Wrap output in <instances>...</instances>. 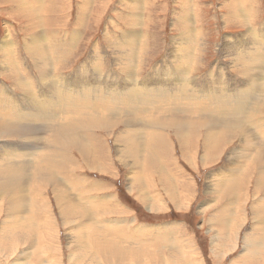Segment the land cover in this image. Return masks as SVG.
<instances>
[{
	"label": "rangeland",
	"instance_id": "obj_1",
	"mask_svg": "<svg viewBox=\"0 0 264 264\" xmlns=\"http://www.w3.org/2000/svg\"><path fill=\"white\" fill-rule=\"evenodd\" d=\"M2 1L0 0V45L3 40L14 39L15 46L20 45V48H22V44L25 39H28V35H33L37 30L24 28L25 24L16 20L18 17L14 15L12 8L3 5ZM139 1L143 2V5L138 12V17L134 16L139 23V27L132 30L134 26L130 25L127 17L133 15L129 8L130 5L134 6V4L140 3L138 0H44L43 3L48 5L51 11L49 13L42 12V16L44 15V18L49 19L44 27L46 29H42L41 32H47L48 39L51 38V35L55 37L57 34V44L54 47V52H52V60L54 62L57 58L58 62L61 61V68L56 74H53L54 77L51 76V80L57 79L60 82L61 77L66 76H71L73 79L72 75L77 73L82 65L89 60V57L98 51L95 57L101 59V62L96 63L95 66H98L100 70H104L103 77L106 73L109 74L110 71L112 73L115 72H113L115 69L118 71L119 66L114 61L119 59L121 64L132 63L131 66L143 67L142 70L135 69L129 82L152 81L161 72V66L170 60V58L168 59V53L172 49L174 38H178L179 35L174 26L179 25L178 17L181 16V11L187 4L196 9V18L200 24L198 29L203 33L197 39L200 46H202V54L200 53L195 60L197 64H200L195 79L198 77L203 79V77L209 75L211 68L219 69L221 66H226L224 69L227 76L237 78L234 75H239V73L232 69L233 75L229 71L228 66L231 60L225 58L223 60L219 52V50L223 51V45L226 41L230 39L234 41L235 38L244 35L246 32V29L240 25L226 24L235 22L228 20V17H226L227 4L230 3V0ZM251 1L256 5L255 8H251L252 14L259 18L257 19V26H260L264 24V0ZM18 2L27 4L28 0H18ZM84 11L86 12L84 13ZM11 15L14 17H11ZM79 20L81 22H77ZM36 22H38V19ZM76 23H80V25ZM35 24L39 28H43L41 23ZM107 32L109 36H107ZM130 34H136L140 39L144 37L145 41L142 42L144 58L140 62L133 61L126 54H115L114 57L111 54L113 42L120 43L122 38H127ZM73 35L76 39L72 40ZM134 42L132 38H128L126 46L131 47L135 44ZM18 56L19 59L16 58V61L23 68L20 69L21 73L37 79L39 76L32 68L33 63L31 60H28L23 52H19ZM2 58L0 56V59ZM87 72L92 73L90 75L92 77L94 67L93 70ZM119 78L123 83H126L120 76ZM5 79L0 76V86H5L4 89L13 87L12 81ZM106 79L105 81L109 83L114 81L113 76ZM14 84L19 87L15 80ZM153 87L156 88V86ZM157 91L167 96L175 94L178 90L177 87L172 86L161 90L157 88ZM262 97L263 93L256 95L258 99H262ZM12 98L21 105V108L28 100L33 104L39 102L38 98L31 97H26L24 101L15 93ZM170 109L172 111L168 115H165V111L158 109H155V111L158 117L172 116L176 112L182 113L181 108ZM116 110L119 109L103 106L88 107L81 110L73 108L64 114H60L59 117L51 110L48 111L46 117L48 122H52L55 126L65 127L88 120V117L100 116L98 121L104 120V118L107 119L110 112ZM240 113L241 111H232L231 114L225 116H231L234 119ZM196 114L206 113L199 111ZM210 114L219 113L211 112ZM6 115L12 116L10 114ZM1 118H3V115H0V128H6L4 124L9 123L2 122ZM64 118L68 120L65 121ZM121 125L122 123L115 127L108 126V131L96 128V125L90 131L88 128L83 129L87 130V132L82 131L83 134L97 133L98 137H96L95 145L108 150V162L93 171L86 165L89 168L88 170L77 159L78 151L82 149V147H79L86 146L87 143L79 136L78 138L70 137L73 131L58 130L57 128L58 131L53 133L54 129L52 128V130H49L52 133H39L40 141L37 150L39 152L35 153L31 159L26 158L35 165H42V168L46 164L44 160L50 159L48 164L54 169L52 175L56 176L58 181L61 179L64 186L57 187L53 181L49 180L45 171L48 170V167L44 170L38 166L37 169L31 170L30 173H32L33 179L26 184L25 188L28 189V193L27 196H23V199L26 198L25 204L28 210L26 209L27 211L25 210L23 215L27 216L26 218L32 224L28 223L25 228L12 223V220H10L11 217L19 214L18 211H9L10 209L7 207L6 203L11 200L9 199L10 194H5V196H2L3 193L0 194V264H187L184 258L188 259L191 256L190 253L194 255L191 257L193 264H249L246 261L249 246L247 241L252 236H257L263 232L260 229L262 226L259 222L264 216V213L260 215L261 212H264V159L254 157L251 158L249 163H246L233 158V161L228 163L225 158L220 162L209 164L210 167L204 168L202 160L203 154L207 151V146L202 144V140L199 144L192 146L178 144V136L176 137L178 127H184V125H178L173 121H170L168 125L160 123L154 127H145L144 130L147 134L142 136L140 140L139 152H141L140 159L146 161L149 133L155 130L158 134L155 145L159 153L166 158V161L162 163V168L165 170H162L163 175H161L156 168L150 166L149 170L152 173L148 172L146 174V176H149L147 183L143 180L140 185L135 186V184L133 185V176H136L135 165H139L136 164L137 160L134 156L136 150L132 149L126 155L123 153L125 158L120 160L118 157L120 155L118 151H121L122 147H120V140L116 136L124 130ZM9 129L25 133L19 127ZM36 129L43 130L31 127L32 131ZM195 130L196 128H193L191 131ZM25 137L27 136L10 134L9 136L3 135L0 138V160L5 163L4 168H8L9 165L6 158L2 159V153L5 152L10 155L11 152L8 150L15 151L19 148L25 141ZM166 137H168L170 145L166 142L164 144L158 142ZM78 140L80 143L76 142ZM73 146L77 151L72 148ZM23 147L27 148L28 145ZM68 147L69 150L66 152ZM20 151L26 153V150ZM59 152L66 153V156L70 157L71 160H76L75 163L60 162L62 158L53 155V153ZM228 153L225 154L226 157ZM66 156L64 155L67 160L70 159ZM192 157L194 158L193 165L189 162V160L192 161ZM195 157L198 161L194 165ZM158 163L151 164L157 166ZM149 165L146 162L144 163L145 167ZM69 167H71V171L68 170ZM136 168L138 169V167ZM218 170H220L219 174H215L214 172ZM68 176H70V179L66 182ZM211 177H222L225 182L234 180L231 185L234 182L235 185L242 184L239 197L238 189L236 190V198H238L234 200V204H232V201L224 202L226 193L211 186ZM182 178L187 179L186 187L191 191L187 194L186 202L185 200L182 202V206L186 205V207L180 205L181 196H179V193ZM162 180L166 181L162 183ZM172 180L173 182H171ZM231 185L227 184V187ZM228 204H232L227 207L228 215L241 216L242 220L238 222L237 227L239 228L233 231L228 230L227 236L221 237L218 231L221 223L216 225L215 221L220 220L219 212L224 205ZM235 205L237 207L236 215L234 214ZM79 207L89 211L86 214L87 216L95 215L94 218H85V215L78 216L77 214L73 216V208L74 210L78 208L77 213L81 214ZM6 219L11 222L4 223L7 221ZM107 229H111L115 233L123 232L135 237L143 234L141 236L144 240L143 244L139 238L131 237L128 241L125 240L127 242L120 241L119 246L118 243H114L115 246L112 245L106 249V246L101 243L103 238L101 241H97L94 236L93 240L96 243L100 242L102 247H97L98 252L94 253L93 248H89V243H87L90 239L89 236L100 232H102V235H111L108 232L110 230ZM91 230L92 232H90ZM228 236H231V238ZM167 244L168 247H166ZM189 246L197 251L189 249ZM127 250H129V254H126ZM181 251L182 253H180ZM259 257H262V259L255 262V264H264V252Z\"/></svg>",
	"mask_w": 264,
	"mask_h": 264
},
{
	"label": "bare ground",
	"instance_id": "obj_2",
	"mask_svg": "<svg viewBox=\"0 0 264 264\" xmlns=\"http://www.w3.org/2000/svg\"><path fill=\"white\" fill-rule=\"evenodd\" d=\"M43 1L44 0H28L27 4L20 3L18 0L2 1L3 5L12 8L14 15L19 18L16 20L25 24L24 28L37 30L33 35H28V39H25V42L22 44V48H20V45L15 46V42L13 41L14 39L3 40L0 45V56L3 57L0 59L2 71H0V76L2 78H6L5 80L10 79L13 83V87L11 86L10 88L8 87L9 85L7 86L9 89H4L5 86H0V115H3V118H1L2 122L9 123L4 124L6 128H0V138H2L3 135L9 136L10 134L15 136H27L24 138L25 141L23 144L19 148L15 149V151L12 149L8 150L11 152L10 155H7L5 152L2 153V159L6 158L8 161V168H4L5 163L0 160V194L2 195L3 193L2 196L10 194L9 199L11 200H8V203H6L8 205L7 207L10 209L9 211H18L19 213L17 216L11 217L12 219L10 220H12V223L22 226L23 228L27 227L28 223H31V221L26 218L27 216L23 215L27 209L25 204L26 198L24 197L25 199H23V196H27L28 193V189L25 188L26 184L33 179L31 175L32 173H30L31 170L37 169L38 166L42 168V165H35L30 162V160H27V158L31 159L35 153L37 154L39 152L37 151L39 149L40 141L39 133H52V131H49L52 130V128L54 129L53 133L58 130L73 131V133L70 134V137L78 138L79 136L87 143L86 146L77 145L80 146L79 148L82 147V149L78 151L77 159H79L83 165H88L89 168H91L90 170L93 171L94 169L99 168V166H104L106 162H108V150L95 145L96 137H98L97 133L89 132L88 135L85 133L83 134V132H87V130L85 131L83 129L88 128L90 131L92 128L94 129V127L97 126L96 128H102L103 131H108V126L115 127L122 123L121 126L124 127V130L116 136L117 139L120 140V147H122V150L118 151L120 154L118 157L120 160L125 158L123 153L126 155L132 151V149L136 150L134 156L135 160H137L136 164L139 165H135L136 176H133V185L135 184V186L140 185L143 180L147 183L149 176H146V174L151 172L149 170V168H151L150 166L154 169L156 168L158 173L163 175L162 170L164 168H162V163L166 161V158L163 154L159 153V150L155 145V141L158 137L155 130H152L149 133V144L147 149L148 154L145 157L146 161L140 159L141 152H139L140 140L142 136L147 134L144 130L145 127H154L160 123L168 125L170 121H173L178 125H184V127H178L176 135V137L178 136V144L181 143L184 146H192L199 144L202 140V144L207 146V151L203 154V160L201 159L204 168L210 167L209 164L220 162L225 158L228 163H231L233 158L236 160L240 159L246 163H249L251 158L254 157H261V159H264V24L257 26V19L259 18L252 14L251 9L256 6L254 2L251 0H230V3L227 4L228 10L226 17H228V20H233L235 22L226 24L240 25L246 29V32L244 35L235 38L234 41H231L232 39H227L228 41H226L223 45V51L218 49L221 53L220 57L223 60L224 58L231 60L229 62L230 65L228 66L230 73H232V69H234L237 73H239V75L243 76L234 75L232 73L237 78H232L233 76L229 77L225 74L224 68L226 66H221L219 69L215 67L211 68L207 77H203V79L202 77H198L195 79L197 74L196 72L200 69V64H197L195 60L200 53L202 54V46H200L197 39L203 33L198 29L200 24L196 18V9H193L194 7L187 4L181 11V16L178 17L179 25L174 26V29L179 32V35L178 38H174L175 40L173 41L172 49L168 53V59L170 58V60L161 66V72H159L152 81L147 82L145 80H140L129 82L130 78L133 77L135 69L142 70L143 67L137 68L134 67V65L131 66L132 63L121 64L119 63V59L114 61L116 62V65L119 66L118 71H116V69H112L113 72L115 71L114 73L110 71L109 74L106 73L103 77L102 74L104 70H100L98 66H95L96 63L101 62V59H96L95 57L98 54V51H96L95 54L93 53L89 57V60L82 65L80 70L72 75L74 77L73 79L71 76L61 77L59 82L57 79L51 80V76L54 77L53 74H56L61 68V61L58 62L57 58L54 62L52 60V52H54V47L57 44V34L55 37L50 34L51 38L48 39V33L41 32V30L47 25V20L49 19L44 18V15L42 16V12L45 11V13H49L51 11L49 6L43 3ZM138 2L140 1L138 0ZM142 5L143 2H140L134 4V6L130 5L129 7L133 15L128 16L127 21L131 26H134L132 30L138 29L139 27V23L136 21L134 16L138 17V12L140 11ZM85 12L86 11H84V13ZM11 17L14 16L11 15ZM37 19L38 22H36ZM77 22L81 21L79 20ZM35 23H41L43 28H39ZM78 25H80V23ZM107 36H109L108 32ZM128 38H132L135 41V44L131 47L126 46ZM71 39H76L75 35H73ZM144 41V37L140 39L136 34H130L129 37L122 38V42L120 43L113 42L111 54L113 57L115 54H126L130 56L133 61L140 62V60L144 58V54L142 52V42ZM19 52H23L27 59L31 60L33 63L31 66L39 76L37 79L21 73L20 69L23 68L21 64H18L16 61V58L19 59ZM4 63L5 65H3ZM226 64L228 65V63ZM93 67L94 74L91 77L90 75L92 73L90 74L87 71L93 70ZM111 76H113L114 79V81L112 80V83L105 81L107 77ZM119 76L129 85L123 83ZM14 80L21 89L14 84ZM153 86H156V88ZM172 86L177 87L178 90L173 95L164 96L162 93H158L157 91V88L161 90L165 87ZM14 93L21 97L24 101L26 97H31L38 98L39 102L37 104H33L28 100L24 104L23 108H21V105L12 98ZM261 93H263L262 99L256 98V95ZM95 106L114 107L119 110L110 112L107 119L104 118V120L98 121L100 116L94 118L88 117V120H83L80 123L67 125L65 127L58 125L55 126L52 122H48L46 117L48 111L51 110L59 117L60 114H64L66 111L73 108L81 110ZM170 108H181L182 113L176 112L172 116L158 117L155 111V109L165 111V115H168L172 111ZM199 111H204L206 114H196ZM232 111H241V113L237 114V117L234 119L231 116H225L226 114H231ZM211 112L219 114H210ZM6 114H10L12 116H7ZM64 120L67 121L68 119L64 118ZM12 127L22 128L25 133L9 129ZM31 127H37L43 130L36 129L32 131ZM193 128H196V130L191 131ZM139 132L141 133L139 134ZM76 142L80 143L79 140ZM158 142L163 144L166 142L170 145L168 137L163 138ZM24 145H28V147L24 148ZM72 148L75 149V146ZM20 150H26V153H22ZM68 150L69 147L66 149V152ZM226 153H228L227 157L225 156ZM53 155L55 157L60 156L62 158V161L60 162L63 163H75L76 161L71 160V158L67 157L64 152L53 153ZM64 155L70 159L67 160ZM191 160L192 161L189 160V162L193 165L194 158L192 157ZM197 161L198 160L195 157L194 165ZM45 162L46 164H44V168L48 167V170H45L44 168L42 169L46 171L49 180L53 181L57 187L64 186V184L61 183V179L58 181L56 176L52 175V173H54V169L48 164L50 159L44 160V163ZM145 162L150 165L145 167ZM155 162H159L157 166L155 164H151ZM136 167H138V169ZM70 168L71 167H69L68 170H70ZM89 168L87 169L89 170ZM194 168L196 169V167ZM219 172L220 170L214 173L219 174ZM69 179L70 176L66 178V182L69 181ZM211 180L212 187L226 193L224 202L232 201V204H234V200L240 196L242 184L235 185L234 182V184L231 185L234 180L225 182L222 180V177H211ZM163 181L165 182L166 180H162V183ZM171 182H173V180ZM227 184H230L231 186L227 187ZM186 185L187 179L182 178L180 182L181 191L179 193V196H181V207H186V205L182 206V202H184V200L186 202L187 194L191 193ZM237 189L239 195L236 198ZM1 202L3 201L1 200ZM232 204L224 205L223 209L219 212L221 222L218 219L215 221L216 225L221 223L219 226L220 230H218L221 237L225 235L227 236L228 230L233 231L239 228L237 227L238 222L242 220L240 215V217L228 215L227 207ZM77 209L78 208L74 210L73 208V216L76 214L78 216L85 215V218H94L95 216H87L86 214H88L89 211H86V209L81 207H79L81 214H78ZM236 212L237 207L235 205V215ZM263 213L264 212H261L260 215ZM10 220L8 219L4 223H9ZM259 223L262 226L260 229H262L261 231L263 232L259 233L257 236H252V238L247 241L249 245L248 255L245 256L247 259L246 261L249 264L259 262L260 259H262V257L259 256L264 252V216L261 218ZM107 230H110L108 232L111 235H102V232L98 234L93 233L89 236L90 239L88 242L86 241L89 243V248H93L94 253L98 252L97 247L102 248L100 245L101 243L106 246V249H108L112 245L115 246L114 243H118L119 246L120 241H128L131 237L135 239L139 238L143 244L144 240H142L141 237L143 234H140L141 236L139 237H135L123 232H118V234L114 231L112 232L111 229ZM90 232H92V230ZM93 237L94 239L97 238V241H101V239H103L101 243H96V241L93 240ZM228 237L231 238V236ZM166 247H168V244ZM189 247V249L194 250L191 248L192 246ZM162 249L164 248L162 247ZM194 251L196 252L197 250ZM180 253H182V251ZM126 254H129V250H127ZM190 254L191 256L189 257L188 255V259L183 257L187 264H193L191 257L194 255H192V253Z\"/></svg>",
	"mask_w": 264,
	"mask_h": 264
}]
</instances>
